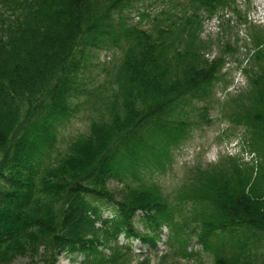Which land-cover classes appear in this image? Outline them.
Returning a JSON list of instances; mask_svg holds the SVG:
<instances>
[{"label": "trees", "instance_id": "obj_1", "mask_svg": "<svg viewBox=\"0 0 264 264\" xmlns=\"http://www.w3.org/2000/svg\"><path fill=\"white\" fill-rule=\"evenodd\" d=\"M132 1L0 0V264H10L12 253L27 254L25 264H58L61 255L70 264L78 257L77 264H121L133 257V241L155 250L163 227L184 255L195 235L213 264H264V73L243 113L240 105L229 117L247 128L260 162L244 168L234 157L221 159L199 178V190L182 185L171 205L143 173L163 169L185 139L194 124L187 108L213 87L217 62L200 49L178 52L177 33L166 40L162 30L151 36L115 23L114 13ZM191 2L208 12L228 0ZM197 20L192 10L160 27L195 39ZM113 24L127 41L115 93L120 109L59 152L86 52L103 41L119 47ZM113 181L122 188H111ZM185 203L194 210L183 213Z\"/></svg>", "mask_w": 264, "mask_h": 264}, {"label": "rangeland", "instance_id": "obj_2", "mask_svg": "<svg viewBox=\"0 0 264 264\" xmlns=\"http://www.w3.org/2000/svg\"><path fill=\"white\" fill-rule=\"evenodd\" d=\"M191 1L133 0L120 13H114L115 23L117 18L123 25H136L151 36H157L162 30L165 39H175L174 33H177L178 52L200 49L208 61L217 62L213 67L216 78L213 87L202 100L194 101L187 108L189 120H194V124L188 125L185 139L170 149V159L163 169L153 166L152 171L145 169L147 171L143 173L144 182L156 183L171 205L177 202L182 185L193 182L196 184L194 189L199 190V178L210 174L213 171L211 168L218 166L221 159L234 157L240 164H246L244 168L260 162L256 151L254 153L249 145L247 128L242 122V125L235 124L229 117L240 105L238 113H243L248 104L246 94L252 91V83H258L254 82V78L264 73V0H228L208 12L200 7L194 8ZM192 10L198 14L195 39L179 29L168 32L160 27L166 26L169 18L180 19L184 14H191ZM114 34L119 35V47L103 41L104 45L85 54L78 79V96L73 100L71 114L59 129L56 144L59 152L86 133L92 121L104 119L111 109H120L116 104L121 100H116L115 93L127 41L122 27L116 29L115 26ZM188 57L196 58L192 55ZM111 97L113 101H110ZM202 112L205 113L198 117ZM110 187L120 190L122 184L113 181ZM193 210L190 203L183 205V213ZM137 229L141 230L139 225ZM161 234L155 250L133 241V257L121 264H213L212 254L201 247L195 235L186 241L187 251L192 252L187 256L168 244L166 227L162 228ZM29 259L27 254H9L10 264H25ZM80 260L81 257H78L73 264ZM58 264H70V260L61 255Z\"/></svg>", "mask_w": 264, "mask_h": 264}]
</instances>
